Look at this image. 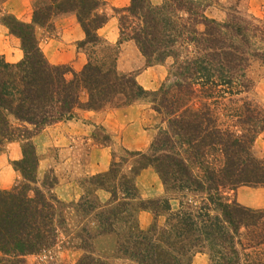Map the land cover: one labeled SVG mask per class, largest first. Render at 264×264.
Returning a JSON list of instances; mask_svg holds the SVG:
<instances>
[{"label": "trees", "instance_id": "obj_1", "mask_svg": "<svg viewBox=\"0 0 264 264\" xmlns=\"http://www.w3.org/2000/svg\"><path fill=\"white\" fill-rule=\"evenodd\" d=\"M204 2L130 0L120 9L121 20L131 24L120 21L117 45L133 40L147 65L173 59L152 91L132 72L117 70L116 49L95 55L101 40L97 30L108 19L103 0H41L30 22L13 15L3 19L23 53L16 62L0 54V145L4 140L22 141L16 162L21 181L0 189L3 262L22 264L24 256L48 250L65 228L67 205L51 190L53 185L38 180L32 138L49 124L73 118L77 108L119 107L145 97L151 98L167 127H159L151 152H125L144 161L133 174L152 165L167 191L181 196L186 191L206 193L208 200L217 201L221 217L212 221L200 212L198 220L185 203L173 211L169 197L139 199L126 174L111 186L118 174L116 161L106 172L88 178L96 188L75 203L78 210L94 214L90 222L98 233L115 234L117 254L136 264H192L197 253L208 255L207 264H243L241 250L264 242V208L222 200L226 186H264V157L253 153L255 139L264 132V109L246 95L253 87V65L264 71V20L236 9L217 20L205 13ZM69 11L76 13L85 34L77 45L92 48L79 71L50 63L35 34V26H46L53 16ZM97 189L108 191L110 198L101 201ZM139 210L154 215L146 228L138 224ZM78 237L88 252L76 264H107L92 252V244L88 246L87 228L81 227Z\"/></svg>", "mask_w": 264, "mask_h": 264}, {"label": "crops", "instance_id": "obj_2", "mask_svg": "<svg viewBox=\"0 0 264 264\" xmlns=\"http://www.w3.org/2000/svg\"><path fill=\"white\" fill-rule=\"evenodd\" d=\"M8 1L18 8L21 7L20 1L22 4L27 2L30 5L32 0ZM17 18L30 22L31 14L27 12L23 17L20 15ZM53 22L55 32L51 36L42 38L43 42L39 46L50 63L66 64L75 71H79L87 61V54L82 47L77 45V42L84 39L85 34L77 20L76 13L69 11L57 14L53 17ZM105 26L106 24L97 30L98 36L105 39L106 43L117 44V35H108ZM38 27L42 28V26ZM128 43L134 42L126 40L119 45L123 48L124 44ZM1 52L4 51L1 50ZM18 56L17 60L9 59V61H18L20 55ZM142 63V59L139 58L136 65L130 56L127 58L126 51L122 50L117 53L116 68L119 72H132L144 88H155L157 85L152 86V84L163 79L165 70H160L159 64H153L146 65L145 69L140 72H135L138 69L136 66ZM156 116L157 113L146 108L139 100L119 107L77 108L73 118L49 124L32 138L38 157L36 169L38 180L40 181L47 171L50 172L53 166L56 181L51 190L54 194L62 201L79 198L80 191L74 179L80 175L89 177L106 172L114 161L121 159L120 152L147 151L156 132ZM97 130L102 133L100 137H98ZM7 152V150H0V189H8L21 180V174L18 169L15 170L12 167ZM132 158L120 160L127 174L133 166ZM132 180L139 199L170 198L152 165L141 168L138 173L132 175ZM237 189L236 197L240 204L251 208H264V186L242 185ZM107 193L108 191L104 189L96 191L101 201L108 200ZM175 201L173 196L170 199L173 207ZM136 218L142 228H146L152 222L151 212L148 210L137 211Z\"/></svg>", "mask_w": 264, "mask_h": 264}, {"label": "rangeland", "instance_id": "obj_3", "mask_svg": "<svg viewBox=\"0 0 264 264\" xmlns=\"http://www.w3.org/2000/svg\"><path fill=\"white\" fill-rule=\"evenodd\" d=\"M40 1L41 0H32L30 2V5L27 4V2H23L24 4H22V2L20 1L21 7L16 8L15 5H11V3H9L10 1L0 0V54L8 61L9 59L17 60L18 59L17 57H19L18 55H20V58H21L23 53L20 47L19 38L13 35L12 33H10L9 28L7 27V25L4 24L3 19L7 15H13L17 18V16L20 17V15L23 17L24 15H26L27 12L32 14V10L34 9V7L36 5L38 6L42 4L40 3ZM103 1L105 3L103 8L108 15L107 22L105 23L106 24L105 31L108 35H111V34L115 36L117 35V39L119 40L120 21L126 22V24H131L130 20H127V19L121 20V15L124 12H120V9L122 7H125L129 3V0H103ZM152 1L158 2L160 0H152ZM204 3L208 4L207 6L203 7L205 8V13L209 17H213L217 20L225 19L227 15L233 12L234 9L239 11L241 15L248 16V18H250V16H253V17H257V18L264 20V0H205ZM53 17L50 18V20L48 21V24H46V26H42L41 29L35 26V34H36V38L39 44L43 42L42 38L51 36L55 32ZM17 19L23 21L21 18H17ZM100 39H101L100 42L95 44V50H96L95 55H97V57H100V55L102 54L109 55L111 52L115 51L114 49L117 50V53L123 50L127 52V58L130 56L134 60L135 64L137 63V60L139 58L142 59L143 63L141 65L136 66L138 67V69H136L135 72H140L145 69L147 65L145 57L142 56L139 49L135 46L134 43L124 44L125 46L122 48V45L120 46L114 43L109 44V43H106L107 41L105 39H102V38ZM115 46L116 48H112ZM90 48H91L90 45L85 46L83 48L85 53L87 54V58H88V55L91 54L90 51L92 48L91 49ZM1 50H3L4 52H1ZM172 61H173L172 57H168L167 59H165L163 63H157L159 64L158 67H160V70L161 69L165 70V76L160 81L154 82L152 84V86L157 85L155 88H152V89L150 88L147 90L152 91V90H156L159 87L161 82L166 77L167 71L169 70V65L170 63H172ZM71 69L75 71L73 68ZM250 75H252L254 82H253L252 89L248 91L246 95L248 98H251L254 101H256L264 109V71L263 69L257 67L255 64L253 65ZM150 99H151L150 97H145V98L138 99V100L146 108H150L155 113H157L156 132H155V135L153 136V139H152L153 141L154 138L158 136L159 134V131H160L159 127L166 128L167 124L166 122L162 121L163 119H162L161 114H159L152 108V103ZM222 113H223V115H221L222 119H226V117L224 116L225 112L222 111ZM97 134H98V137L102 135L101 131L99 130H97ZM151 143H150L149 148L147 149V152H151V148H152ZM21 147H22L21 140H11V141L4 140L2 144L0 145V150L8 151L7 152L8 159L12 167L15 170H17L16 162H18L21 158ZM154 150L158 152L157 149L154 148L153 151ZM253 153L257 157H264V132L260 133L255 139L254 144H253ZM119 154H120V158L123 160L129 157L124 152H120ZM213 155L217 157L216 154H213ZM212 158H213L212 160H214L213 156ZM132 159H133V163H132L133 166L131 167L129 174L124 172L125 166H123V162H121L120 160H117V162L119 163V166L116 168V171H118V174L115 180L111 182L112 184L111 186H115V183L120 182V178L123 174H126L128 178L132 179V175H133L132 170L137 169L139 164L141 162H144L143 159L139 158L138 156L133 157ZM214 162L217 163V160H214ZM53 173H54V169H53V166H51L50 172L47 171L46 174L43 175L42 178H40V182L43 181L46 184L53 185L54 182L56 181V176ZM89 177L80 175L77 179H74L75 184L78 186V189H79L78 191H80V196L77 199L63 201L67 205L63 211V214L66 218V223L64 224L65 228L61 229V231L58 234V239H57L56 244L53 247L49 248L48 250L42 251L39 254H32V255L24 256L22 264H76L79 258L84 253L88 252L87 251L88 247H86V249L81 247V241L78 237V235H81V227L83 226L84 228L88 229V234L89 236H91V239L88 241V246L92 244L91 245L93 249L92 252L95 255L102 257V259H104L107 264H136L135 261L130 260L128 257H125L121 254H117V251H116L117 240H116L115 234L113 233L99 234L98 229L95 228L96 226L90 222V219L93 218L94 214H89L85 216L83 215L81 210H78V207L75 205V203L80 200L82 195L88 194V196H91L94 193L96 185L88 182ZM19 181L16 183H19ZM239 186H242V185H239ZM239 186L234 187V188L232 186H226L224 191L222 192V195L224 197V199L222 200L226 202H231L232 200H235L238 202L236 196H237V190H238L237 188ZM168 193L170 196L169 200L173 196L176 199L174 207L170 203L171 209L173 211L179 208L180 203H185L184 207L189 204L190 205L189 208H191L192 214L198 220L204 215V213H207L208 217L206 215H204L203 217L209 218L211 220L214 219L213 217H217V218L221 217V212H220V209L218 208L217 201L211 202L210 200H208L207 198L208 196L206 195V193H200V192L193 193V192L186 191L185 195L181 196L180 193H176L170 189L168 190ZM107 195H108L107 199H109L110 193L108 192ZM120 195L121 193L119 192L118 196ZM238 203L240 204V202ZM200 212L202 214L201 217H199ZM152 217L154 219V215L151 212V220L153 221ZM163 219H164V216H161L160 220L162 221ZM207 222L210 223L211 221L207 220ZM203 224L204 223L202 222V226ZM239 237L242 238V236H238V238ZM236 239L237 238L235 237V240ZM242 241L246 242V239L244 238L242 239ZM3 259L4 258L0 254V264H11L9 262L7 263L3 262L2 261ZM207 262H208V255L205 253H197L193 256V259H192V264H207ZM241 262L243 264H264V242L251 246L249 248H246L245 250H241Z\"/></svg>", "mask_w": 264, "mask_h": 264}]
</instances>
